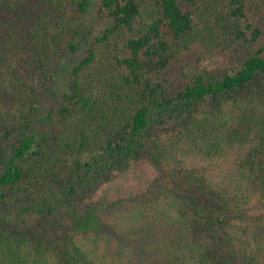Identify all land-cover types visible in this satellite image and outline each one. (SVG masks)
Returning <instances> with one entry per match:
<instances>
[{
  "label": "trees",
  "instance_id": "trees-1",
  "mask_svg": "<svg viewBox=\"0 0 264 264\" xmlns=\"http://www.w3.org/2000/svg\"><path fill=\"white\" fill-rule=\"evenodd\" d=\"M86 9L0 0V264H104L80 240L138 164L163 172L186 264H264V0H99L91 39ZM172 148L231 154L232 184Z\"/></svg>",
  "mask_w": 264,
  "mask_h": 264
},
{
  "label": "rangeland",
  "instance_id": "rangeland-1",
  "mask_svg": "<svg viewBox=\"0 0 264 264\" xmlns=\"http://www.w3.org/2000/svg\"><path fill=\"white\" fill-rule=\"evenodd\" d=\"M98 3L99 0H87L82 19L88 29V39L109 25L107 20L98 17ZM84 45L74 53L62 52L64 64L57 88L66 82L68 69L65 70V65L70 68L78 62L84 54ZM43 109L44 106L39 107V111ZM230 158L229 153L222 158L208 159L183 148H172L165 165L202 166L214 184L225 188L233 182ZM162 173L138 164L115 178L97 195L94 211L99 218L94 230L97 229L91 235H82L80 241L96 249L104 264H186L182 254V246L186 244L183 239L185 222L171 207L166 184L161 180ZM113 201L116 204L110 206ZM92 223L87 222L86 226L91 229Z\"/></svg>",
  "mask_w": 264,
  "mask_h": 264
}]
</instances>
